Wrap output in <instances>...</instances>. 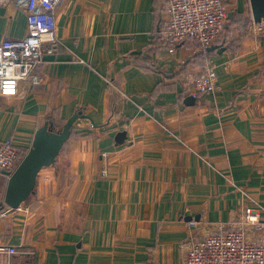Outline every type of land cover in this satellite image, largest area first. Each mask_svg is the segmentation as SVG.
<instances>
[{"label":"crops","instance_id":"crops-1","mask_svg":"<svg viewBox=\"0 0 264 264\" xmlns=\"http://www.w3.org/2000/svg\"><path fill=\"white\" fill-rule=\"evenodd\" d=\"M228 1L224 50L188 40L170 52L167 0H63L42 82L0 93V141L26 148L45 122L81 114L18 208L0 172V244L19 249L13 261L183 264L192 235L237 225L247 207L264 221V28L249 0ZM28 32L16 0H0V42ZM206 65L216 91L194 99L189 75Z\"/></svg>","mask_w":264,"mask_h":264},{"label":"built area","instance_id":"built-area-1","mask_svg":"<svg viewBox=\"0 0 264 264\" xmlns=\"http://www.w3.org/2000/svg\"><path fill=\"white\" fill-rule=\"evenodd\" d=\"M62 2L16 0L26 14L29 32L25 38L0 42L1 94H16L23 82L35 85L42 82L37 68L47 54L58 48L60 39L56 34L55 15ZM231 11L228 0H167V18L160 28V39L170 45V52H175L188 40L201 49L221 44ZM255 26L263 29L264 20ZM48 34L50 37H45ZM216 88V72L210 65L189 75V92L194 99L214 92ZM30 148L10 138L1 140L0 172H13ZM255 211V208L247 207L243 220L235 226L214 227L201 236L192 235L185 243L183 264H264V221ZM18 253L15 245L0 244V254L10 257L8 264H32L13 261L12 256Z\"/></svg>","mask_w":264,"mask_h":264},{"label":"water","instance_id":"water-1","mask_svg":"<svg viewBox=\"0 0 264 264\" xmlns=\"http://www.w3.org/2000/svg\"><path fill=\"white\" fill-rule=\"evenodd\" d=\"M254 23L264 20V0H249ZM210 50H224L222 44L209 47ZM81 121V114L77 113L68 119L64 125L55 129L49 122H45L35 133L33 144L24 159L9 175L4 203L10 208H18L33 192L39 172L54 164L64 144L71 138L73 130ZM124 132L118 134L117 139L122 142Z\"/></svg>","mask_w":264,"mask_h":264},{"label":"rangeland","instance_id":"rangeland-1","mask_svg":"<svg viewBox=\"0 0 264 264\" xmlns=\"http://www.w3.org/2000/svg\"><path fill=\"white\" fill-rule=\"evenodd\" d=\"M251 23L248 25V28L249 29H253L254 28V25H253V21H250ZM230 23V20L227 21L226 25ZM225 28H224V31L222 33V42L224 41V38H225ZM41 75V74H40ZM42 76V75H41Z\"/></svg>","mask_w":264,"mask_h":264},{"label":"trees","instance_id":"trees-1","mask_svg":"<svg viewBox=\"0 0 264 264\" xmlns=\"http://www.w3.org/2000/svg\"><path fill=\"white\" fill-rule=\"evenodd\" d=\"M50 125H52L50 122H49ZM53 126V125H52ZM73 133V132H72Z\"/></svg>","mask_w":264,"mask_h":264}]
</instances>
